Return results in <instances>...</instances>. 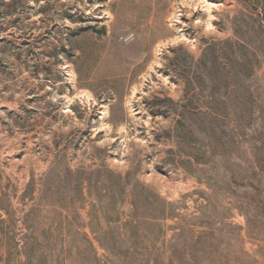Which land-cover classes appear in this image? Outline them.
I'll return each instance as SVG.
<instances>
[{
    "label": "rangeland",
    "instance_id": "1",
    "mask_svg": "<svg viewBox=\"0 0 264 264\" xmlns=\"http://www.w3.org/2000/svg\"><path fill=\"white\" fill-rule=\"evenodd\" d=\"M0 264H264V0H0Z\"/></svg>",
    "mask_w": 264,
    "mask_h": 264
},
{
    "label": "trees",
    "instance_id": "2",
    "mask_svg": "<svg viewBox=\"0 0 264 264\" xmlns=\"http://www.w3.org/2000/svg\"><path fill=\"white\" fill-rule=\"evenodd\" d=\"M214 111V110H213ZM216 113V112H215Z\"/></svg>",
    "mask_w": 264,
    "mask_h": 264
}]
</instances>
